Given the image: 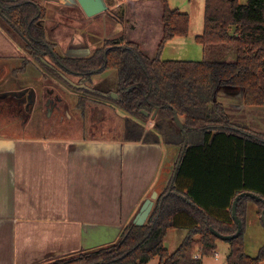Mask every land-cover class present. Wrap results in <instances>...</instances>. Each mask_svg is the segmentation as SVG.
Masks as SVG:
<instances>
[{"label":"trees","instance_id":"trees-1","mask_svg":"<svg viewBox=\"0 0 264 264\" xmlns=\"http://www.w3.org/2000/svg\"><path fill=\"white\" fill-rule=\"evenodd\" d=\"M163 8L164 33L155 58L145 55L134 42L123 44L119 35L91 59L61 61L71 71L88 76L95 70L117 71L116 103L126 115L127 141L163 143L180 147L182 153L185 135L175 123L177 113L185 125L188 147L174 184L171 187L172 176L144 226L131 224L117 243L82 250L48 264H149L156 258L158 264H203V256L214 255L220 240L212 230L224 236L238 230L232 215L236 197L252 192L264 199V134H244V127L231 121L219 100L220 89L231 87L241 91L245 105L264 107V0L246 4L206 0L205 28L196 40L205 48H232L236 54L233 61H162L166 43L187 36L190 24L189 14L172 9L167 0H163ZM45 13L32 0H0L1 26L30 51L52 48L39 25ZM155 112L153 129L147 130ZM250 200L257 202L262 216L263 202L251 197L239 200L237 213L243 231L228 241V264L264 262V246L257 256L245 251ZM173 229L187 230L188 235L170 252L164 243Z\"/></svg>","mask_w":264,"mask_h":264},{"label":"crops","instance_id":"crops-1","mask_svg":"<svg viewBox=\"0 0 264 264\" xmlns=\"http://www.w3.org/2000/svg\"><path fill=\"white\" fill-rule=\"evenodd\" d=\"M32 1L46 11L43 24L48 41L50 29L55 26L63 30L75 25L71 29L83 36L79 41L72 38V49L66 51L60 38L49 41L62 57L88 58L103 48L108 38L119 35L125 40L123 44L134 42L148 57L157 56L164 33L163 0L158 9L151 0H106L109 9L94 17H88L76 0ZM96 24L102 25L101 31ZM187 38L168 41L161 60L197 61L184 60L191 53L185 48L189 45ZM201 46L204 56L208 53L207 60L233 61L236 57L232 48ZM26 56L0 24V92L20 95L27 91V78L37 70L29 64L24 73L18 72ZM112 74L118 78L116 70H108L95 76L94 81L105 82ZM118 88L119 79L107 92L115 93ZM232 95L242 98L238 89L224 87L219 91V100L231 121L243 126L244 134H264V107L245 105L242 99L231 103L235 101ZM108 108L125 120L122 109L111 103ZM153 126L151 120L146 128L152 130ZM166 147L163 143L127 141L124 129L120 136L0 133V264H48L120 241L144 202L154 192L161 196L172 179V155L168 160ZM252 205L259 217L256 219L261 220L257 202L250 200L247 224ZM187 235V230H170L165 248L175 251ZM159 261L156 258L149 264Z\"/></svg>","mask_w":264,"mask_h":264},{"label":"rangeland","instance_id":"rangeland-1","mask_svg":"<svg viewBox=\"0 0 264 264\" xmlns=\"http://www.w3.org/2000/svg\"><path fill=\"white\" fill-rule=\"evenodd\" d=\"M170 7L177 8L181 12L188 13L190 16V24H189V32L188 38L186 40L188 42V46L185 48L190 49L191 53L188 56L184 57V60H197L202 61L205 59V54L202 50V46L197 43L195 40L197 35L203 33L205 28V2L206 0H167ZM248 0H240V3H247ZM157 9L160 7L161 0H151ZM108 4V3H107ZM109 5V4H108ZM123 10V7L120 8ZM0 24L3 25L1 19ZM75 25H70L69 29H59L55 26V28L50 29L49 41L55 42L57 38H60L62 41V50H71L72 49V38L75 37L76 41H79L81 36L80 33H76L75 30L71 29V27ZM85 26V24H84ZM95 28L98 31L102 30V25L96 24ZM111 27L108 28L110 31ZM78 34V35H77ZM102 34V33H101ZM186 36V37H187ZM83 37V36H82ZM82 39V38H81ZM123 41H125L123 39ZM22 45V43L20 42ZM183 47V46H182ZM28 57L30 54H28ZM209 59V58H206ZM33 64L37 70V72L33 73L32 76H36V78L28 77L27 81L30 80L26 86L30 87V85H36L39 88L47 87L50 85L49 82L44 81L37 78L38 72L41 71L40 67L34 63ZM35 70V71H36ZM52 78H54L55 74L50 71L48 72ZM40 80V81H39ZM118 78L116 75H111L105 82L101 84L102 91H108L112 86H116ZM32 82V83H30ZM67 84V83H66ZM12 89V88H11ZM45 93V89L41 94L38 95L40 102L34 106V109L31 111H25V104L27 102H22L18 100L17 95L14 93H8V98L2 97L3 102H0V133L7 135H17L19 133L26 134L27 136H45V135H59V136H78L79 134H87V130L90 135H109V136H120L123 133V129L125 128V120L122 116H119L114 111L110 110L105 103H100L97 100L92 99L90 103L92 107L96 108L99 111V115L94 116L96 121L98 122V126H96V122L91 120L90 125L86 122V120H90V118H94V113L91 110H85L84 116H82V111L76 110L77 99L73 98L70 101L66 102L65 107H61V112L57 108L54 112L53 110H46L43 96ZM28 95V94H27ZM26 95V96H27ZM235 96L234 102H242L243 99L239 95ZM16 97V98H15ZM33 98V96H31ZM112 97V94H111ZM52 98L54 96L52 95ZM69 99V98H68ZM108 100L110 98H107ZM242 99V101H241ZM225 102L224 98L221 99ZM230 102V101H229ZM24 103V104H22ZM22 104V105H21ZM151 120H154L152 116ZM27 120V121H26ZM85 120V121H83ZM90 122V121H89ZM88 126V127H87ZM100 126V127H99ZM264 129V125H263ZM264 132V131H263ZM166 155L168 154V160L170 154L172 155L171 169H170V177L173 176V172L177 166V162L179 161L181 150L180 147L176 146H168L165 149ZM165 190L162 192V194ZM161 194V195H162ZM253 203V202H252ZM254 205L251 207L253 208ZM249 222L245 224L246 232L244 233L245 240V251L251 256H257L259 250L264 246V224L257 217V212L255 207L253 209H249ZM261 218V216H260ZM171 245H173L172 240L168 239ZM174 249V248H173ZM200 249L197 248L196 255L199 253ZM231 251V245L228 241L218 240L217 242V250L214 255L204 256L202 258L203 264H228V255ZM201 254V253H200ZM264 264V262L262 263Z\"/></svg>","mask_w":264,"mask_h":264},{"label":"flooded vegetation","instance_id":"flooded-vegetation-1","mask_svg":"<svg viewBox=\"0 0 264 264\" xmlns=\"http://www.w3.org/2000/svg\"><path fill=\"white\" fill-rule=\"evenodd\" d=\"M45 17H46V13H45ZM44 18L39 21V25L44 29L46 42L52 45V48L48 51H37V50L30 51L29 49L26 48L25 45L20 44L22 48L25 50L26 54L28 51V54H30L29 56L31 57H28V55L26 56V58L23 61L22 67L18 70V72L24 73L26 71L27 66L30 63H34L38 65L37 67H40L41 70L38 72L37 78L39 79L41 78L42 80L49 82L50 85H48L45 88L44 87L39 88L35 84L30 85V87L24 86L27 88V91H23L20 95H17V97L18 100L22 98L23 100L25 99V102H27L25 104V111H31L32 109H34V106L36 107V104L40 102L38 95L41 94L44 89H45V93L43 96V100H44L45 108L48 111L52 109L54 112L57 108H59L58 110L61 112V107H65L66 102L70 101V99L73 98L77 99L76 110L82 111L81 113L82 116H84L83 114L85 113L84 111L86 109L88 111L91 110L94 113L93 117L99 115V111H97L96 108L92 107L91 104L92 102L90 103L92 99L97 100L100 103H105L106 106L108 107L110 106V103L115 107H119V105L116 103V101L119 100V88L115 93H109L107 91L101 90L100 86L104 81L102 82L94 81L95 76L103 74L106 71L113 69H108L103 72H100L99 70H95L93 71V74L88 76L83 72L71 71L61 61V59L88 60L93 58L95 54L103 48L96 50V52H94V54H92L88 58H65L60 56L55 51L54 45L50 43L47 39L46 29L43 24ZM115 37L116 36L112 38H108L105 41V44L108 40H111ZM50 71H52L55 74L54 78H52V76L48 74V72ZM29 81L30 80H28L27 83ZM3 92L4 91L0 92V102H3L2 97L8 98L7 96L8 93L4 94ZM52 95L54 96V98H52ZM31 96H33V98ZM107 98L110 99L108 100ZM105 101H109V103L107 104V102ZM91 120L94 121V124L96 122L95 127H97L98 122L96 121L95 117L92 119L90 118V120L89 119L86 120V122L90 125ZM87 133L91 134L92 132L89 133V130H87ZM91 136H97V135H91Z\"/></svg>","mask_w":264,"mask_h":264},{"label":"water","instance_id":"water-1","mask_svg":"<svg viewBox=\"0 0 264 264\" xmlns=\"http://www.w3.org/2000/svg\"><path fill=\"white\" fill-rule=\"evenodd\" d=\"M76 1L79 3V5L82 7V9L84 10V12L86 13V15L88 17H94L96 15H99L101 13L106 12L109 9V6H108L106 0H76ZM146 114L148 115V113H146ZM156 115H157V112H155V114L152 115V118L155 119ZM174 120H175L176 125L183 131V133L185 135V144H184L180 159H179L177 166L175 168V171H174L171 187L174 184L175 178L178 174V171H179L181 163H182L183 156H184L186 149L188 147V139L186 136L185 125L182 122V120L180 119V117L177 115V113H175ZM158 197H159L158 193L154 192L152 194V196L144 202V204L142 205L139 213L137 214V216L134 220V225L144 226L147 223V221H148V219H149V217H150V215L154 209L155 201H157ZM243 197H251L255 200L263 202V204H264V199L261 198L260 196L256 195V194L252 193V192H243V193L239 194L236 197V199L234 200L233 207H232L233 219L235 220V222L237 224L238 230H237L236 234L230 235V236H224V235L218 233L217 231L212 230L214 235L217 238H219L220 240L231 241V240L238 238L241 235V233L243 231V223H242V220L239 218L238 213H237V204H238L239 200ZM261 219H262V222L264 224V210L262 212Z\"/></svg>","mask_w":264,"mask_h":264},{"label":"built area","instance_id":"built-area-1","mask_svg":"<svg viewBox=\"0 0 264 264\" xmlns=\"http://www.w3.org/2000/svg\"><path fill=\"white\" fill-rule=\"evenodd\" d=\"M200 256H201L200 254H197V255H196V258H199Z\"/></svg>","mask_w":264,"mask_h":264}]
</instances>
